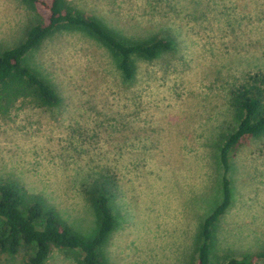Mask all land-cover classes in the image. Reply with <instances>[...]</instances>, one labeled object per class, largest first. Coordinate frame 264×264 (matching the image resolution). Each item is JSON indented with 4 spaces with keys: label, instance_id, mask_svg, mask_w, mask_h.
<instances>
[{
    "label": "rangeland",
    "instance_id": "rangeland-1",
    "mask_svg": "<svg viewBox=\"0 0 264 264\" xmlns=\"http://www.w3.org/2000/svg\"><path fill=\"white\" fill-rule=\"evenodd\" d=\"M127 42L165 37L169 50L118 57L79 30L59 29L26 57L60 105L18 100L0 113V180L41 197L83 238L98 228L93 196L107 181L115 226L106 264H193L204 218L222 197L220 134L238 118L231 91L264 71V0H68ZM23 0H0V49L34 19ZM232 202L216 223L213 263L264 247V135L230 153ZM0 254V264H22ZM53 246L45 264H82Z\"/></svg>",
    "mask_w": 264,
    "mask_h": 264
},
{
    "label": "trees",
    "instance_id": "trees-1",
    "mask_svg": "<svg viewBox=\"0 0 264 264\" xmlns=\"http://www.w3.org/2000/svg\"><path fill=\"white\" fill-rule=\"evenodd\" d=\"M34 19L25 37L16 45L0 49V113L5 114L20 99L39 106L60 105L56 89L26 63V57L53 32L79 30L95 38L118 57V67L125 79L134 76L132 55L156 57L172 47V40L152 37L127 42L101 20L89 15L68 0H23ZM230 104L238 121L220 134L219 160L222 166V197L201 223L193 264H264V247L236 250L230 257L213 263L210 258L216 223L232 202L230 153L245 136L264 135V71L248 74L231 91ZM106 180L96 186L93 196L98 228L90 238H83L58 214L57 210L32 194H27L14 180H0V254L14 258L22 249L27 260L22 264H45L53 246L79 249L82 264H106L101 248L115 226L110 206L113 192Z\"/></svg>",
    "mask_w": 264,
    "mask_h": 264
}]
</instances>
